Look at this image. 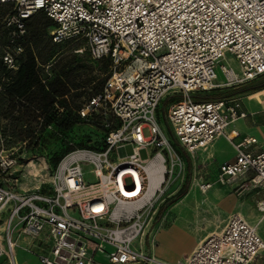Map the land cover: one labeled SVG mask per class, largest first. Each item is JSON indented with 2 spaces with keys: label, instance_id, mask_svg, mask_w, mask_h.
<instances>
[{
  "label": "built area",
  "instance_id": "1",
  "mask_svg": "<svg viewBox=\"0 0 264 264\" xmlns=\"http://www.w3.org/2000/svg\"><path fill=\"white\" fill-rule=\"evenodd\" d=\"M5 3L12 4L2 18L14 27L12 42L25 31V19L42 10L54 22V42L80 40L92 59L110 58L102 90L80 114L100 108L118 121L115 126L104 123L109 130L102 150L76 147L67 152L49 177L47 191L17 190L9 184L18 158L0 150L5 242L0 239V256L5 264H19L17 227L33 238L48 231L49 253L24 248L42 264H248L264 250V238L239 213L182 260L167 262L142 247L151 210L179 158L158 121L159 105L168 95L178 97L170 103L167 119L188 151L206 148L221 135L232 140L227 126L247 115L240 103L227 96L195 100L193 93L264 75V0H0ZM22 49L20 44L2 46L7 67L15 66ZM227 53L240 73L222 62ZM216 68L224 76L221 82L215 81ZM255 141L246 137L232 142L234 159L220 165L217 181L230 183L251 171L248 187L264 190V148L247 150ZM127 144L130 153L124 149ZM141 148L153 152L142 158ZM156 161L164 162L162 179L149 194L146 166ZM86 165L95 177L92 182L84 179ZM244 187L246 183H236L239 194ZM256 205L264 213V196Z\"/></svg>",
  "mask_w": 264,
  "mask_h": 264
},
{
  "label": "trees",
  "instance_id": "2",
  "mask_svg": "<svg viewBox=\"0 0 264 264\" xmlns=\"http://www.w3.org/2000/svg\"><path fill=\"white\" fill-rule=\"evenodd\" d=\"M39 11L31 15L27 22L26 37L22 42L4 44H20L23 47L15 58V70H9L3 62L4 45L0 46V75L3 73L8 78L6 81H0L3 87V91H0V143L4 148H8L28 142L38 152H47L50 164L56 167L59 160L74 147L102 150L109 128L105 127L102 118H91L92 123L101 126L100 140L89 142V136H79L77 141L73 140V137H76V125L81 118V104L74 98V95L78 96L80 93L73 92L81 84L76 81V66H73L75 60L72 57L76 55L73 54L74 49L80 46L77 47L78 43H74L69 48H63L67 42L51 43L46 28L54 26V22L45 19L43 13L38 15ZM98 62L106 69L110 65V58L104 57ZM95 77L97 78L92 74L87 78L88 84L94 82L88 98L102 90L107 78ZM257 85V89L264 87V81H259ZM225 96L227 95L214 93V89L193 93L195 100H211ZM177 98L168 95L162 102H171ZM160 113L159 111V118ZM117 124L118 121L115 125ZM32 164L36 165L34 162ZM185 191L186 186H183L172 200L183 195Z\"/></svg>",
  "mask_w": 264,
  "mask_h": 264
},
{
  "label": "crops",
  "instance_id": "3",
  "mask_svg": "<svg viewBox=\"0 0 264 264\" xmlns=\"http://www.w3.org/2000/svg\"><path fill=\"white\" fill-rule=\"evenodd\" d=\"M11 11L12 4H0V46L9 42L12 43L11 38L14 27L6 26L2 21V18ZM40 13H43L45 19L51 20L44 11L40 10L38 15ZM30 17L25 19V31L16 34L13 42H22L25 39L26 26ZM52 26L46 28L50 42L60 43L54 42L51 38L50 30ZM8 69L15 70L14 67ZM6 76L2 73L0 81L8 80ZM261 78H264V75L257 79L261 81ZM0 91H3L1 85ZM241 99V108L247 115L230 122L227 126L226 133L232 140L221 135L216 137L206 148L194 151L195 170L199 168L202 171L205 166L204 172H199V174H196V172L194 174L185 195L172 206L174 219L154 231L153 240L156 241V244L151 245L149 241L146 246L143 243L142 247L147 253L167 262H176L184 259L209 234L219 231L233 213L241 214L249 223L254 224L253 220L248 216L250 212H253L250 207L259 211L256 203L264 196V190L249 188L240 194L234 191L236 183L248 180L252 172L249 171L230 183L220 182L216 179L220 165L234 159L235 149L232 142H238L246 137H255L256 141L248 146L247 150L257 152L264 148V87L246 93ZM215 179L216 181L210 183L211 186L205 191H202L198 185L192 191H189L194 180L201 184ZM15 189L22 190L19 187H15ZM48 189L49 186L41 190L47 191ZM258 232L264 238V229L258 230ZM161 237L162 239H160ZM14 238L20 245L17 249L19 264H42L35 253L29 252L24 248L30 247L36 253H49L51 238L46 229L36 238H33L22 234L20 228L17 227ZM0 239L4 244L1 229ZM190 239H192V243L188 244L187 242ZM5 262V257L1 255L0 264H5ZM248 264H264V250Z\"/></svg>",
  "mask_w": 264,
  "mask_h": 264
},
{
  "label": "rangeland",
  "instance_id": "4",
  "mask_svg": "<svg viewBox=\"0 0 264 264\" xmlns=\"http://www.w3.org/2000/svg\"><path fill=\"white\" fill-rule=\"evenodd\" d=\"M67 42L63 48H69L72 44L78 43L79 48L74 49L76 54L75 56H70L74 58L75 64L73 66L75 67L74 74L76 75V81L81 84L79 88L74 89V94L79 92L78 96L74 95V98L77 100L76 102L80 105L79 113L83 105L91 99L88 98V93L90 90L93 89L94 82L87 83L90 75H96L97 78H100L101 76H108L110 73V65L108 68L104 69L101 66V62H98L100 59L95 60L92 59L91 56L88 54L87 50L84 49L83 45L84 43L80 40L74 41V40H68L63 41ZM61 43V42H60ZM81 49V51H79ZM222 62L229 64L233 67L234 71L237 73H240V68L237 63V61L234 59V57L227 53L225 58L222 60ZM217 78L216 82H221L224 80V76L219 70V68H216ZM94 78V79H95ZM95 79V80H96ZM262 81H264V78H261ZM260 79L256 80L254 79L251 81L246 82H240L236 84H232L229 86H221L214 88V93L216 94H225L227 97L235 98L241 105V98L243 95H245L248 92H251L254 89H257L258 83ZM174 96V95H173ZM165 99V98H164ZM163 99V100H164ZM162 100V101H163ZM172 102V101H171ZM170 101H164L161 102L158 108L157 117L159 111L161 112L160 118L158 117V121L160 122L161 127L167 134L170 142L171 148L174 150V152L178 155L177 162H175L174 170L169 178V181L167 185L164 188L163 193L158 196L156 202L154 203V206L152 208L151 212V219L149 221L145 236H144V242L146 246L149 244L155 245L156 241L153 240V233L156 229H159L167 222H170L174 219L172 214V206L179 201V199L185 195L189 188L190 181L194 174H199V172H204L205 166L202 168V171L197 168L195 170V163H194V151H188L186 150L176 139L174 136V133L172 131V128L170 127V124L168 123L167 119V113L170 106ZM81 118L80 121L77 123V128L75 129V136L73 137L74 141H77L79 136H89L90 140L89 142H92V140H100V134L101 132V126H99L97 123H92L91 120L102 118V121L104 123L108 122L111 126H115L117 123L116 118H114L111 114L105 115L100 108L95 109L91 112V114L82 116L80 114ZM92 118V119H91ZM42 123V122H41ZM102 125V124H101ZM103 128V127H102ZM144 134L147 135L148 131L147 129H144ZM1 142V141H0ZM76 148V147H74ZM125 151L126 153L132 152V146L130 144L125 145ZM0 150H5L6 152H13V154L18 158V164L13 168L12 178L14 179L9 180V184H13L14 187H19L22 190H34L36 188L44 189L45 187L49 186V177L51 176L52 172L54 171L55 167H52L48 160L47 152H38L35 147L30 145L28 142H22L19 145H15L13 147L4 148V146L0 143ZM153 152V149L146 150L144 148H141L139 150V154L142 158H147L151 153ZM35 163L36 166L39 168V172L37 176L32 175L30 173V170L32 166L30 164ZM169 163V161L167 162ZM199 167V166H198ZM91 167L86 165L83 166V172H84V179L87 182H92L95 180V177L93 173L90 171ZM217 179V178H216ZM215 180H209L207 183H212ZM126 183L128 185L131 184V180L128 178L126 180ZM244 183H246L247 187H244L243 191L251 188L248 187V180H245ZM205 183L198 184L196 180L193 181L189 191H192L197 185H203ZM186 186V191L183 195L176 198L175 200H172V198L177 194V192L183 187ZM211 186V185H210ZM209 186V187H210ZM209 187L204 188L207 190ZM201 190L203 188H200ZM235 192H237V188L235 186L234 188ZM188 191V192H189ZM257 204V203H256ZM163 206V208H162ZM250 207V206H249ZM254 208L250 207V210H253ZM261 213V212H260ZM5 214V213H4ZM264 215V213H261ZM3 215V213H2ZM4 216V215H3ZM257 225V230L264 229V218H262ZM163 236V235H162ZM150 239V240H149ZM162 239V237L160 238ZM154 242V243H153ZM189 243H192V239L189 240ZM255 259V258H254Z\"/></svg>",
  "mask_w": 264,
  "mask_h": 264
},
{
  "label": "bare ground",
  "instance_id": "5",
  "mask_svg": "<svg viewBox=\"0 0 264 264\" xmlns=\"http://www.w3.org/2000/svg\"><path fill=\"white\" fill-rule=\"evenodd\" d=\"M79 51H81V49H79ZM230 67L234 71L233 67L232 66H230ZM30 165L32 166L30 173H32V175H34V176H37L38 172H39V168L34 164H30ZM146 169H147L148 176H149L148 193L152 194L155 187L158 185L159 181L162 179V171L164 169V162H161V161L150 162L149 164H147ZM139 187L140 186L138 184V188ZM199 187L203 188L202 191H205V189L202 185H199ZM133 194H135V193H133ZM261 213L259 211H253V212H250L248 214L249 218L251 220H253V223H254L253 225H255L256 228H257L256 224L259 223V221H261L262 218H264V215H262Z\"/></svg>",
  "mask_w": 264,
  "mask_h": 264
}]
</instances>
